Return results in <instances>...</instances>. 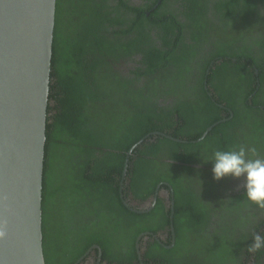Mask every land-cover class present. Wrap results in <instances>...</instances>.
Instances as JSON below:
<instances>
[{
  "label": "trees",
  "instance_id": "trees-1",
  "mask_svg": "<svg viewBox=\"0 0 264 264\" xmlns=\"http://www.w3.org/2000/svg\"><path fill=\"white\" fill-rule=\"evenodd\" d=\"M155 1L152 3L154 6ZM169 1L170 6L176 5L177 0ZM86 2V32L83 36L76 31L71 34L68 32L71 42L67 47L66 63L63 54L66 23L61 14L64 3L56 0L55 4L50 78L56 79L51 86L49 102L53 98L57 102V93L60 95V92L65 91V94L59 100L62 114L54 116L53 123L46 124L42 182V246L45 264H56L58 255L62 257L60 264H73L94 244L99 246L102 260L137 264L134 243L139 233L145 230L156 233L169 228L170 209L165 210L161 199H157L155 208L150 213L138 214L128 211L119 197L125 151L130 148H133V153L129 157L125 179L131 181L129 186L135 196L132 195L134 201L136 198L146 199L162 181L169 183L173 189L174 246L164 249L156 241L149 244L144 253V264H264V249L254 253L247 251L256 234L264 236V209L246 200L243 186L236 194H227L230 188L232 192L235 191L229 187L231 179L215 181L211 163L203 162L209 160L216 150L239 146L254 147L255 155L264 157V93H261L264 90V0H261L260 8L256 0H198L195 3L205 11L201 23L209 26L210 22V30L213 32L219 30L220 25L217 24L220 20L216 16L213 22L207 17L209 5L220 11H232L236 14L235 7L237 2L240 3L245 31L242 37L245 38L247 32L257 34L262 38V45L257 49L253 46L240 47L231 56L239 58L237 61L243 62V65L248 60L250 65H256L255 70L259 71L257 84L250 67H244L245 74L233 67L238 73L237 77L242 76V79L232 77L235 80L228 83L226 90L212 86L213 91L208 92L211 96L207 95L202 83L206 81L208 74H211L210 78L213 80L219 70L228 69L227 61L231 58L224 59L227 51L219 53L223 61L210 64L218 54L212 50H203L202 44H198L191 55L190 52L183 51L179 43L160 46L152 38L146 43L142 55L145 62L143 70L148 74L145 86L148 93L151 87L161 85L162 75L159 71L169 66H178L175 55L179 50L178 55L181 54L180 57L187 60L179 74L202 70L201 75L195 77L196 94L200 93L202 96L189 105L193 111L188 110L186 105L179 110L174 107L165 111L147 96L141 107L132 104L131 122L126 125L114 124L108 119V123L100 124L88 120L90 115L84 108L85 102L99 98L97 93L91 91V85L94 88H107L112 73H94L93 68L83 62L81 56L89 52L93 55L92 58L101 61L104 71H112L113 63L125 54L123 51L127 49V45L120 35L116 38L111 35L112 27L108 16L114 13L116 6H126V1L119 0L118 4L111 3L110 0H99V4L95 0ZM153 5L150 7L153 8ZM170 6L168 3L165 6L163 3L155 6L152 17H159L160 10ZM252 15L259 16L258 22L250 19ZM67 20L69 21V17ZM76 22L71 24L76 25ZM171 24L183 26L182 22ZM160 25L161 23L154 22L152 27L157 29ZM131 30L132 28L122 30V34L126 35ZM159 38L157 34L156 39ZM82 40L86 42H81ZM129 42L132 48L130 53L141 54L140 44L132 40ZM168 72L171 76L172 70ZM182 75L180 91L184 95H180L177 101L187 104L193 82L189 74ZM84 78L89 81H84ZM169 79L166 76V80ZM214 81L220 83L221 79L217 77ZM165 87L167 89L164 94H175L173 81ZM254 92L255 95L252 96ZM158 95L154 93L152 96ZM249 95L250 102L247 101ZM47 111H51L50 103ZM176 111L178 115L181 113V123L173 124L172 115ZM66 116H69L67 120L64 119ZM123 116L125 120H129L125 114ZM209 127L211 130L204 138L194 142ZM153 131L170 135L173 139L149 135ZM179 139L185 142H179ZM249 157H253V154L249 153ZM135 158L138 161H134ZM196 164L205 165L209 169L195 170L191 165ZM161 187L163 188L162 185ZM127 191L128 188L126 190L124 185V200L129 197ZM135 208L139 210L138 207ZM157 212L162 217L159 224L148 222L145 225ZM113 216L115 220L110 244L106 235L110 230L108 223ZM125 227L132 232L131 236ZM121 231L124 233H120ZM169 244L170 241L167 245ZM95 252L97 254V250Z\"/></svg>",
  "mask_w": 264,
  "mask_h": 264
},
{
  "label": "flooded vegetation",
  "instance_id": "flooded-vegetation-1",
  "mask_svg": "<svg viewBox=\"0 0 264 264\" xmlns=\"http://www.w3.org/2000/svg\"><path fill=\"white\" fill-rule=\"evenodd\" d=\"M87 0H62L63 7L61 14L65 17V31L64 34V44H63V54H64V61L66 63L67 61V47L69 45L70 37L67 36L68 32L71 34L72 31H76L79 33V35L83 36L86 32L87 23L86 20L88 19L86 16L87 13ZM126 6H116V9L114 13L109 14L110 18V25L112 27L111 35L113 37H118L119 35L123 38L124 42L126 43V50L123 51L121 58L115 60L116 62L113 63L112 71H104L105 67L101 63L100 60H97L95 58H92L91 53L81 54L83 62L87 63L90 67L93 68L94 73H106L109 75V73H112L111 77L109 78V85L107 88L97 87L94 88L93 85H91V91L93 93H97L99 95V98H95L92 101L85 102V110L90 115L88 120L90 122H96L97 124L100 123H108V120H112L114 124H121L126 125L127 123L131 122V113L132 110V104L135 103L141 107L143 103L146 102V97H151L153 101L159 104V106L163 107L165 111L170 110L174 107H176L178 110L181 107H188V110L193 111L194 109L191 108L189 105L193 103V101L199 100L200 96L202 94H196V82L195 77L197 75H201L202 70H193L188 73H182L184 75L189 74V77L191 78L193 82V86H191L189 90V95L187 98L190 97V101L187 104H181L177 100L179 99L180 95H184L180 91V85L183 78L181 73V67L183 66V63L185 62V58H181L178 55L180 51H177V54L175 55V59L179 62L177 67H171L159 71V73L162 75L160 76L161 85L157 88L151 87L150 93H148V88L145 87L148 83V74L143 69L145 68V62H143V54L145 51V45L146 43L154 38V40L157 41V43L161 46L165 43H179L180 46H182L183 51L190 52L191 55H193V52L195 51V47L198 44L203 45V50L205 51H211L213 53H219L223 51H227V56H224V59H230L231 62L227 61V70H219L216 73V77L210 78L211 74H208V77H206V81L202 83V88L207 91V95L209 91H213L212 86L215 87H221L222 90H226L228 83H230L232 80V77H237L238 73L233 70L234 68L242 70L244 72V67H250V72L254 74L253 76H256L255 78V84H257L256 79L258 78L259 71H256V65H250V61L246 63V65H243V62H238L237 60L239 58L232 57L231 55L234 54V52L239 51L240 47L243 46H253L254 49H257L258 47H261V39L259 38L257 34H253L247 32L246 37H242V33L244 31V24H242V16L240 13V3L237 2V6L235 7V13L233 14L232 11H226V10H218L216 8H213L212 5H209V12H208V18L211 19L214 22V17L218 16L219 22L217 25H220V28L217 32H213V30H210L211 23L209 22V26H205L204 23H201L202 16L205 14L204 10L199 9L195 3L198 0H177L176 5L170 6L171 2L169 0H156V4L160 5L163 3V6L168 3L167 8H159L161 9V15L158 17L157 15L152 17L153 11L155 10V6L152 4L154 0H125ZM257 5L260 8L261 0H256ZM96 3L99 4V0H95ZM110 2L114 4H118L119 0H110ZM218 1H214V3H217ZM154 6L153 8L150 6ZM72 12L70 14L69 12ZM83 16V17H82ZM67 17H69V21L67 20ZM82 17L81 19H79ZM248 17V15H247ZM147 18L149 20L147 21ZM258 15H252L250 16L251 20H255L258 22ZM63 21V22H64ZM77 21L76 25H72L71 23ZM154 22L161 23L160 27H157V29H154L153 24ZM173 23H183V26H177ZM175 27V28H174ZM132 28V30L126 34H122V30H129ZM179 28V29H178ZM159 35L160 38L156 39V35ZM130 40L136 41L138 44H140V53L141 54H134L130 53L131 51V44ZM81 42H86L85 40H82ZM193 45L192 47H190ZM218 47V48H217ZM215 57V61H210V64L213 63H219L223 61L221 55ZM187 61V60H186ZM212 62V63H211ZM187 64V63H184ZM110 66V65H109ZM221 66V65H220ZM168 67V65H167ZM179 70V72L176 73V70ZM168 70H172V73H170L171 76H169ZM208 72V68L206 70ZM140 74V75H139ZM242 74H245L242 73ZM166 76L170 77L169 80H166ZM219 77L221 79V82L218 83L214 81L215 78ZM50 78V90L51 86L53 85V81L55 80ZM236 79H242V76L237 77ZM89 81L88 78H84V81ZM170 81L174 82V90L173 95L169 96V94H164L166 91L165 85H167ZM208 81V83H207ZM195 82V83H194ZM120 83V84H119ZM209 84V85H208ZM66 90V89H65ZM57 93V91H55ZM147 92V93H146ZM168 92V91H167ZM144 93L143 95H141ZM159 94L157 97H153V94ZM264 93V90L263 92ZM64 92H60V95L57 93V102L53 100H50V108L51 111H47L48 117H47V123H53L54 122V116L57 114H62L63 109L60 107V98L64 96ZM150 94V95H149ZM255 95V92L252 94V96ZM211 96V94H210ZM212 99H214L212 97ZM251 95L247 96V101L250 102ZM149 105V101H147ZM196 105V104H195ZM221 105V104H217ZM260 108H263L260 106ZM183 110V109H182ZM125 114L129 120H125L123 114ZM181 113H179L180 115ZM178 111L172 115V122L173 124L178 122L181 123L179 120ZM50 118V119H49ZM69 116H66L64 119H68ZM108 119V120H106ZM162 123V122H161ZM77 124V123H76ZM208 129L211 130V127ZM208 129L203 133L201 137L196 139L194 142L201 141L204 136L210 131ZM149 135L157 136L161 135L165 137L164 133L159 132H151ZM147 137V136H145ZM168 139H173L172 136L167 135ZM165 137V138H166ZM143 139H141L142 141ZM140 142H138L139 144ZM133 148L128 149L125 151L126 156L123 164L122 169V176L119 183V197L123 204L126 206V209L131 212H135L138 214H144V213H150L153 208H155L157 199H161L162 204L164 205L165 210L167 208L170 209V215H169V228H165L164 230H159L156 233H153L152 231L145 230L142 233H139L135 240V250L137 254L138 263L137 264H144V253L147 251L149 244L153 242H157L159 245H161L164 249H171L174 246L175 243V234L174 232H171V225L173 228V223L171 222V216L173 218V212H174V199H173V189L170 186L169 183H166L164 181L160 182V184L157 185V187L154 190V193L151 195H148L146 199H138L134 201L132 198L133 192H131V188L129 186L130 182L129 180H126V170L129 163V157L133 153ZM135 149V148H134ZM99 155V154H97ZM100 156V155H99ZM98 156V157H99ZM141 156V155H140ZM139 156V157H140ZM144 156V155H143ZM134 161H138V158H135ZM142 167V166H141ZM191 167L195 170H208L209 168L205 165H191ZM206 176L208 173L205 174ZM229 187H232L235 191L232 192L230 189L227 191V194L232 195L236 194L241 187L243 186L242 181H235L232 180L229 182ZM126 185V190L128 188L129 191V197L124 200L123 195V187ZM163 186V188L161 187ZM127 191V192H128ZM133 195V196H132ZM135 197V196H134ZM107 206L110 207V204H107ZM102 207V206H101ZM135 207H138L139 210H137ZM160 209V208H159ZM109 212V210H107ZM162 219L161 215L157 212L154 214V217L150 221L145 222V225L148 222L154 223L155 225L159 224L160 220ZM114 216L110 218V221L108 223V229L107 231V238L110 239L113 238V235L111 236L112 227L114 223ZM165 226V227H168ZM128 231V227H125ZM174 229V228H173ZM51 231V230H50ZM124 233V232H120ZM129 235H132V232L128 231ZM53 234V232H52ZM170 237V239H169ZM50 239V236H49ZM174 239V243L172 245V240ZM170 241V244L167 245V243ZM111 244V242H110ZM95 245V244H94ZM94 245L90 246L86 252L83 254V257H80L78 260H76L73 264H129L127 262L124 263H116V262H108L106 260H102V254L99 259L98 263V251L97 254L95 252ZM98 246V245H96ZM62 251V250H61ZM64 252V251H62ZM87 258V259H86ZM62 262V257L58 255L56 264H60Z\"/></svg>",
  "mask_w": 264,
  "mask_h": 264
},
{
  "label": "water",
  "instance_id": "water-1",
  "mask_svg": "<svg viewBox=\"0 0 264 264\" xmlns=\"http://www.w3.org/2000/svg\"><path fill=\"white\" fill-rule=\"evenodd\" d=\"M55 4L0 0V264H45L42 182ZM93 248L99 263L100 248Z\"/></svg>",
  "mask_w": 264,
  "mask_h": 264
},
{
  "label": "clouds",
  "instance_id": "clouds-1",
  "mask_svg": "<svg viewBox=\"0 0 264 264\" xmlns=\"http://www.w3.org/2000/svg\"><path fill=\"white\" fill-rule=\"evenodd\" d=\"M249 153L253 157H249ZM256 154L254 147L239 146L228 150H216L209 160L211 163L212 177L219 182L232 179L243 182L244 197L246 200L264 209V157ZM264 249V236L256 234L247 251L250 253Z\"/></svg>",
  "mask_w": 264,
  "mask_h": 264
}]
</instances>
